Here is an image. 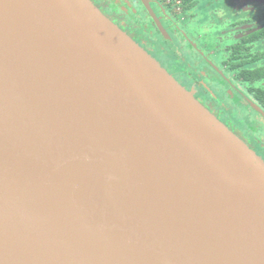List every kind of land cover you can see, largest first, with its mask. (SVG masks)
<instances>
[{
    "label": "water",
    "instance_id": "95a60500",
    "mask_svg": "<svg viewBox=\"0 0 264 264\" xmlns=\"http://www.w3.org/2000/svg\"><path fill=\"white\" fill-rule=\"evenodd\" d=\"M0 264H264V162L90 0H0Z\"/></svg>",
    "mask_w": 264,
    "mask_h": 264
},
{
    "label": "flooded vegetation",
    "instance_id": "af4514ba",
    "mask_svg": "<svg viewBox=\"0 0 264 264\" xmlns=\"http://www.w3.org/2000/svg\"><path fill=\"white\" fill-rule=\"evenodd\" d=\"M100 1H104L103 6L113 7L118 18L130 25L128 29L142 27L147 38L154 35L163 40L157 44L160 54L161 46L175 51L176 55H168L165 62L173 60L175 66H182L179 55L184 52L187 61L194 64L195 76L187 77L199 88L200 95L193 94L187 84L183 83L185 89L174 80L264 162V0ZM199 5L207 12L201 10L202 15L197 18V11L202 9ZM219 9L226 12L225 17ZM212 12L215 13L211 20ZM123 32L132 39L128 30ZM206 83L212 86L211 91L205 88ZM236 85L246 86V94L238 95ZM234 109L245 113L241 119L245 132L236 122Z\"/></svg>",
    "mask_w": 264,
    "mask_h": 264
},
{
    "label": "rangeland",
    "instance_id": "374dc122",
    "mask_svg": "<svg viewBox=\"0 0 264 264\" xmlns=\"http://www.w3.org/2000/svg\"><path fill=\"white\" fill-rule=\"evenodd\" d=\"M104 1H100V0H92V3L94 4V6L99 9L108 19H110L116 26H118L122 31H127L128 30V34L129 36L133 39V41L136 42L137 45H139L148 55H150L151 57H153V59L171 76L173 77V79H175L179 84H187L191 90V92L193 94L196 95H200V90L197 86H195V84L193 83V80L189 79V77H187V74H193L192 76H195V74L193 73V65L192 63H190V60L187 61V55L183 52V54L179 55V58L183 60L182 66L178 67V65L180 63H177L178 65L175 66L173 63V60L171 62H165L164 60L168 58V55H170L171 57H173L175 54V51L173 50H167L165 47H162V54H160V50L158 48V43L162 42L163 40H161L160 38H154L149 37L147 38L146 36H144V32L142 27H134V29L130 30L128 28H131L129 24L125 25L124 21H122L121 19L118 18V15L115 11V9L113 7H109V6H103L101 3ZM196 3H198V0H196ZM227 2H224L223 4H226ZM238 3V2H237ZM202 9H198L199 11H197V18H200V16L202 15V13H200L201 10L207 12V10L205 9V7L203 8L201 5H199ZM222 8H225V6ZM212 10V9H211ZM220 14L225 17L226 16V12L223 9H219ZM210 12V11H209ZM213 13H209V18L212 20V16ZM196 24H198V22H196ZM151 30V27H147ZM202 28L199 29V31ZM215 30H219L218 28H214ZM142 30V31H141ZM192 33V30L190 29L189 31V35ZM219 34V33H218ZM191 36V35H190ZM199 42V41H198ZM231 42L226 43V45H229ZM212 49H210L208 52H210ZM165 51L167 52V54L165 53ZM161 55L164 57L163 60H161ZM181 65V64H180ZM186 69V70H185ZM180 77V78H179ZM181 79V81H180ZM183 84V87L185 89H187L186 85ZM205 88H209V91H211L212 86L208 85L206 83ZM227 88V87H225ZM248 88L246 86H242V85H236V92L238 93V95L240 93H242L243 95L246 94ZM212 91L215 92V88L212 89ZM213 93V92H210ZM200 102V101H199ZM201 103V102H200ZM215 114H213L214 116ZM233 115H235L237 118L236 122H238V124L240 123L241 127H243L242 124V116L245 115L244 111H240L239 109H234ZM220 122H222V120L218 119ZM223 122L226 123V120L223 118ZM242 131L245 132L244 127L242 128Z\"/></svg>",
    "mask_w": 264,
    "mask_h": 264
},
{
    "label": "trees",
    "instance_id": "16d2710c",
    "mask_svg": "<svg viewBox=\"0 0 264 264\" xmlns=\"http://www.w3.org/2000/svg\"><path fill=\"white\" fill-rule=\"evenodd\" d=\"M193 6V4H191Z\"/></svg>",
    "mask_w": 264,
    "mask_h": 264
}]
</instances>
